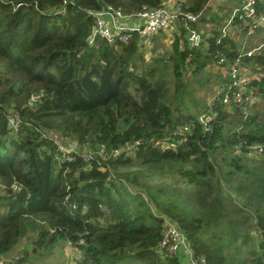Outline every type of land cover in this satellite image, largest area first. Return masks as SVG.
<instances>
[{
	"label": "trees",
	"instance_id": "obj_1",
	"mask_svg": "<svg viewBox=\"0 0 264 264\" xmlns=\"http://www.w3.org/2000/svg\"><path fill=\"white\" fill-rule=\"evenodd\" d=\"M65 1L0 0V256L29 239L31 258L62 239L81 253L74 264H182L157 247L164 215L206 264H264V56L244 59L261 75L256 102H208L204 131L177 97L187 74L207 85V66L233 58L231 39L216 43L214 31L194 48L178 36L146 60L135 33L90 45L88 11L165 0ZM176 1L187 11L204 2Z\"/></svg>",
	"mask_w": 264,
	"mask_h": 264
},
{
	"label": "built area",
	"instance_id": "obj_2",
	"mask_svg": "<svg viewBox=\"0 0 264 264\" xmlns=\"http://www.w3.org/2000/svg\"><path fill=\"white\" fill-rule=\"evenodd\" d=\"M63 4H66L65 0ZM88 14L93 19L92 34L88 38L90 45L94 44L96 37L112 42L113 37L119 35L122 41H126L131 33H135L145 44L158 32L168 30L179 23L184 29L188 44L194 48H198L202 42L207 45V38L210 34H215L214 31L218 33L215 36L216 43L223 37L231 39L235 44L233 58L226 60L224 54L219 55L217 61L207 66L214 73L213 79L217 84L209 104L217 100L230 110L237 106L244 109L256 102L257 91L251 82L261 75L250 71L244 59L253 54L264 56L263 41L248 46L256 33L264 32V0H204L196 11L185 10L180 1L173 0L170 5L165 0L163 5H143L132 13L124 11L119 4H108L99 10H90ZM201 25L202 31L198 29ZM214 115V112L209 111L197 116V121L204 131H210ZM8 121L12 130L16 131L17 123L14 117H9ZM189 130V126L184 125L179 127L178 132L184 134ZM181 141L182 139L166 141L164 144L167 148L176 149ZM135 144L137 142H134L133 146ZM133 146L124 149L128 156L134 155ZM120 151L114 150L113 154L116 155ZM260 151V146L247 147L248 153ZM160 218L162 235L157 247L170 256H179L183 251L189 257L187 264H206L203 256L193 255L189 241L177 224L167 216L161 215Z\"/></svg>",
	"mask_w": 264,
	"mask_h": 264
},
{
	"label": "rangeland",
	"instance_id": "obj_3",
	"mask_svg": "<svg viewBox=\"0 0 264 264\" xmlns=\"http://www.w3.org/2000/svg\"><path fill=\"white\" fill-rule=\"evenodd\" d=\"M180 25L181 23H179L177 26H173L169 30L160 31L155 34V36L148 39L145 44H142V50L144 51L142 52V54L145 56L146 60L156 54H162L163 52L169 51L171 49L172 42L176 37L185 36V33L182 31V27ZM202 28L203 25H201L198 29L202 31ZM182 32L184 33V35H181ZM259 41L264 42V32L257 33V35L249 41L248 46H252ZM153 46H156L155 51H152ZM248 66L250 71H254V69H252L251 67L253 65L249 64ZM205 72L208 74L207 69L205 70ZM184 79L186 82V86L183 88L182 93L178 95L177 101L182 102L183 106L187 108L193 115H198V113L200 114L202 112L203 107L210 101V98L214 95L217 84L215 83L213 78L208 82L207 85L203 84V80L200 82L195 81L191 76H189V74H187ZM190 80L192 82H190ZM170 86L171 89H173L172 80ZM165 142L161 144V147L167 148L164 144ZM160 179L161 177L157 175L153 177L154 182H158ZM2 193L3 191L1 190L0 186V194ZM152 206L153 212L155 214H159V212L157 211L158 209L155 208L153 204ZM25 253L27 258L19 264H74L81 257L80 251L75 246L71 245V243H69L68 241L58 239L55 244L47 249L33 253V256L30 258V255L32 254L31 242L29 239H25L21 240L12 252L7 255L0 256V261L7 262L8 260H14V256L23 257ZM179 256L180 260H182L184 257L186 258V260L189 259V257L184 252H181Z\"/></svg>",
	"mask_w": 264,
	"mask_h": 264
},
{
	"label": "crops",
	"instance_id": "obj_4",
	"mask_svg": "<svg viewBox=\"0 0 264 264\" xmlns=\"http://www.w3.org/2000/svg\"><path fill=\"white\" fill-rule=\"evenodd\" d=\"M170 3V5L173 3V0H166ZM173 27V26H172ZM171 27V28H172ZM169 30V29H168ZM166 31V30H165ZM182 264H186L188 262V259L186 260V258L184 257L182 260H181Z\"/></svg>",
	"mask_w": 264,
	"mask_h": 264
}]
</instances>
